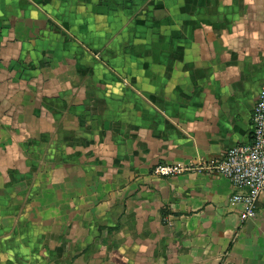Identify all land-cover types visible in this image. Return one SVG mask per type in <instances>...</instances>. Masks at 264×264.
<instances>
[{
    "label": "crops",
    "instance_id": "0c3cea01",
    "mask_svg": "<svg viewBox=\"0 0 264 264\" xmlns=\"http://www.w3.org/2000/svg\"><path fill=\"white\" fill-rule=\"evenodd\" d=\"M263 85L264 0H0V264H264V202L152 172L248 143Z\"/></svg>",
    "mask_w": 264,
    "mask_h": 264
},
{
    "label": "built area",
    "instance_id": "2783aa9c",
    "mask_svg": "<svg viewBox=\"0 0 264 264\" xmlns=\"http://www.w3.org/2000/svg\"><path fill=\"white\" fill-rule=\"evenodd\" d=\"M194 169L216 172L231 180L234 187L231 202L244 206L240 212L242 221L257 215L259 203L264 202V85L254 106L248 143L228 148L221 158L200 159L190 164H158L152 172L172 176Z\"/></svg>",
    "mask_w": 264,
    "mask_h": 264
}]
</instances>
